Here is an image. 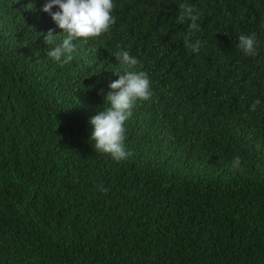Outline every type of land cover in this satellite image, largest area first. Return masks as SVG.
Listing matches in <instances>:
<instances>
[{"label":"trees","instance_id":"1","mask_svg":"<svg viewBox=\"0 0 264 264\" xmlns=\"http://www.w3.org/2000/svg\"><path fill=\"white\" fill-rule=\"evenodd\" d=\"M45 2L0 0V264H264V0H113L116 23L63 67ZM181 3L202 13L198 53ZM124 50L153 94L117 162L89 121Z\"/></svg>","mask_w":264,"mask_h":264},{"label":"clouds","instance_id":"2","mask_svg":"<svg viewBox=\"0 0 264 264\" xmlns=\"http://www.w3.org/2000/svg\"><path fill=\"white\" fill-rule=\"evenodd\" d=\"M113 0H46L42 11L51 16L56 25L63 30L65 38L62 43L51 48L47 55L58 62L61 67L73 60L75 51L74 40L98 38L108 33L116 23L113 16ZM58 9L53 11V9ZM181 22L190 21L187 33L184 36L185 47L192 52L198 53L201 41H192L193 35L200 31L198 21L202 16L199 10L188 3L179 4ZM43 41L46 45H52L55 37L50 29L46 34L42 33ZM238 48L246 56L258 54V40L255 33L250 35H240ZM115 58L123 67V72H115L118 79L111 82V91L104 98L108 102V107L103 108L97 115L92 117L89 123L93 127L91 141L96 151L109 154L117 162L127 159L131 152L126 149V127L125 124L132 116V109L138 101H147L152 96L150 80L143 71H137L139 63L136 57L128 51H118ZM103 94V90H101ZM261 104L256 99L251 105V110L255 111ZM234 168L241 167V159L236 156L232 161ZM100 191L106 192L102 188Z\"/></svg>","mask_w":264,"mask_h":264}]
</instances>
